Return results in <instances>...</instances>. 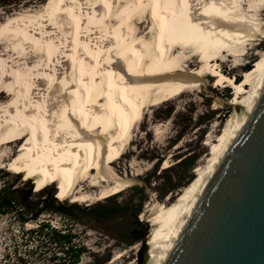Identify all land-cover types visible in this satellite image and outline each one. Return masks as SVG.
Wrapping results in <instances>:
<instances>
[{
	"label": "bare ground",
	"instance_id": "obj_1",
	"mask_svg": "<svg viewBox=\"0 0 264 264\" xmlns=\"http://www.w3.org/2000/svg\"><path fill=\"white\" fill-rule=\"evenodd\" d=\"M262 2L250 1L246 12L242 0H50L39 17L2 22L0 96L12 94L0 104V163L5 166L9 157L4 149L20 143L11 166L34 179L36 192L57 183L58 200L95 204L132 184L111 167L128 153L133 130L147 112L200 94L203 78L213 79L215 89L234 88L235 114L217 140L212 134L219 127L213 126L206 164L196 167V177L176 201L149 210L147 264L181 222L264 81V53L240 82L221 69L247 57L249 51L240 48L258 36L256 29H264L248 14ZM195 57L199 68L183 71ZM244 66L236 63L233 69ZM214 101L213 110L222 109ZM163 127L155 134L165 133Z\"/></svg>",
	"mask_w": 264,
	"mask_h": 264
},
{
	"label": "rangeland",
	"instance_id": "obj_2",
	"mask_svg": "<svg viewBox=\"0 0 264 264\" xmlns=\"http://www.w3.org/2000/svg\"><path fill=\"white\" fill-rule=\"evenodd\" d=\"M49 1L0 0V24L22 15L39 17ZM250 1L253 0H242V11L250 10ZM262 3L255 5L256 9L252 8L255 11L248 14L255 15L253 18L261 26L264 25ZM255 31L258 36L240 48L242 53L249 51L247 57L238 58L236 63L253 68L264 53V29ZM192 49L187 50L188 54H194ZM34 54L32 57L35 58L37 55ZM236 63L223 64L221 69L225 75L234 76L240 82L248 71L245 66L234 70ZM199 66L200 57H195L183 71L196 70ZM213 85V79L203 78L200 94H188L145 114L142 126L139 128L137 124L133 130L128 153L111 167L117 175L132 179V184L114 197L95 204L58 200L57 183L36 192L34 179L29 178L27 172L17 174L11 166L20 143L5 148L9 157L6 167L0 163V192L1 197H9L13 204L10 211L0 213V264H50L55 249L48 250L43 235L38 238L36 233H30L42 222L49 223L54 229L70 231L76 237L75 243L84 245L85 253L78 264H110L119 255L123 257L117 264H143L144 254L149 250L144 239L153 229L149 210L155 204L176 201L179 193L196 177V167L205 165L211 154L212 148L207 144L213 126L219 127L212 134V140H217L224 124L235 114V107L231 105L232 90L215 89ZM11 94L10 91L2 94L0 104L7 102ZM215 99L222 102L223 107L218 111L213 110ZM217 116L222 118L217 121ZM158 125L164 126L165 133L155 134ZM167 161L170 166L164 168ZM36 215L38 218L33 220Z\"/></svg>",
	"mask_w": 264,
	"mask_h": 264
},
{
	"label": "water",
	"instance_id": "obj_3",
	"mask_svg": "<svg viewBox=\"0 0 264 264\" xmlns=\"http://www.w3.org/2000/svg\"><path fill=\"white\" fill-rule=\"evenodd\" d=\"M147 264H264V81Z\"/></svg>",
	"mask_w": 264,
	"mask_h": 264
},
{
	"label": "trees",
	"instance_id": "obj_4",
	"mask_svg": "<svg viewBox=\"0 0 264 264\" xmlns=\"http://www.w3.org/2000/svg\"><path fill=\"white\" fill-rule=\"evenodd\" d=\"M252 67L249 65L245 67V70L249 71ZM13 204L12 200L9 197H1L0 192V213H5L9 210V207ZM10 211V210H9ZM38 215H36L33 220H36ZM30 233H36L38 238L44 236L47 240V248L55 249L51 253L49 259L50 264H78L82 256L85 253V247L82 243H75V235L70 231H61L58 229L52 228L49 223L42 222L38 224V227L35 230H30ZM59 254V255H58ZM61 256H63V262H61Z\"/></svg>",
	"mask_w": 264,
	"mask_h": 264
}]
</instances>
